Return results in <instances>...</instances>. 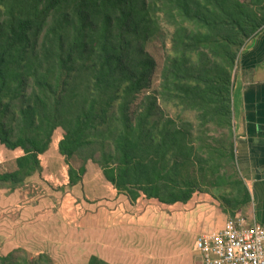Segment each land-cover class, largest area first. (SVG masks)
Listing matches in <instances>:
<instances>
[{
  "label": "trees",
  "instance_id": "1",
  "mask_svg": "<svg viewBox=\"0 0 264 264\" xmlns=\"http://www.w3.org/2000/svg\"><path fill=\"white\" fill-rule=\"evenodd\" d=\"M160 16L173 28L171 47L159 90L133 115L154 71L145 45L159 37ZM263 28L264 0H0V145L22 151L0 184L14 189L41 177L39 157L60 129L69 192L83 196L92 163L131 203L187 205L221 190L214 199L233 217L250 195L235 167L232 72ZM160 101L193 112L198 131L188 121L154 119ZM206 127L226 131L228 143L221 133L207 144ZM16 253L25 254L17 249L0 264H55Z\"/></svg>",
  "mask_w": 264,
  "mask_h": 264
},
{
  "label": "crops",
  "instance_id": "2",
  "mask_svg": "<svg viewBox=\"0 0 264 264\" xmlns=\"http://www.w3.org/2000/svg\"><path fill=\"white\" fill-rule=\"evenodd\" d=\"M231 108L235 167L250 195V203L237 213L264 225V28L239 51ZM221 133L228 143L226 131L217 135ZM39 160L42 167L41 156ZM97 169L86 165L83 196L75 193L78 197L67 190L63 174H45L47 192L34 214L23 191L18 213L6 210L12 222L0 218L2 253L22 249L31 258L45 254L55 264H88L91 257L105 264H203L194 250L196 237L222 229L230 218L213 192L197 195L187 205L168 207L141 198L131 203ZM3 200L8 198L1 196Z\"/></svg>",
  "mask_w": 264,
  "mask_h": 264
},
{
  "label": "rangeland",
  "instance_id": "3",
  "mask_svg": "<svg viewBox=\"0 0 264 264\" xmlns=\"http://www.w3.org/2000/svg\"><path fill=\"white\" fill-rule=\"evenodd\" d=\"M160 18H161L160 19L161 32L159 34V37L150 39L145 45L146 53L148 55H150L152 57V59L154 60V64H155L154 71L152 74V78L149 81L146 88L140 94H138L136 100L131 105L130 109H131V112L133 115L138 113V105L140 102H142L145 99V97H148L150 94L155 93L156 91L159 90V85H160V81H161L160 80L161 70L164 67L165 58L169 54V50L171 47L170 40H171V34L173 32V28L167 22H165V20H163L161 16H160ZM158 104L160 107L161 114H158L156 117H154V119H156L158 116H165V117H168V118H171V119L177 121L178 123H182V121H188L191 123L192 127H194V129L198 131L199 124H197V122L195 120V114L194 113H192V112L183 113L181 111V109L174 107L173 104H166L163 101H160ZM231 112H232V108H231ZM211 128L212 127H206V129H211ZM63 134H64V132L62 130H60V129L57 130L53 135V141H52L53 143L51 144L50 149L47 151L46 154L41 156V162L43 164L41 177H37L34 175L32 177L33 179L26 180L23 185H20L18 188L15 187L14 189H12V187H10L8 185H1L0 184V197L4 196V197L8 198V200H3V204L0 202V209L4 210V211L0 212V218L2 220L8 219L10 223L12 222V220H13L12 217L9 216V218H7V216H5L6 210H8V208H9L11 211H15L16 213H18L17 212V210H18L17 202H19L18 197L23 198V196H19V195H21V193L23 191L24 192L22 194L23 195L25 194L27 196V201L30 202L31 204H33L32 207H30V208H33L32 214H34V212H36V210L41 205L40 197L45 192H47V190L44 187V183H43V177L45 174H48L51 172L58 177H61L62 174L68 175V166L65 164L64 160L62 159V157L58 154V152L56 150L58 142L62 139ZM193 134L196 135L195 132ZM207 137H208L207 144H210V143L215 142L214 139L218 138V135L214 129L213 130L211 129V130H209ZM226 144H227V142H226ZM226 144H225V146H226ZM21 155L22 154H20L17 151H9L6 148H4L2 145H0V175L4 174V173L13 172L16 169L15 161ZM74 161L75 162H73V163L80 164L79 160H74ZM93 167H97V166L93 164ZM98 171H100V169H97V172ZM103 181L105 182L104 179H103ZM61 188H64V185L62 187H59V188L57 187L55 189L49 188V190L53 189L54 191H56V190H59ZM28 190H30V191H28ZM31 190H33L34 192L33 191L31 192ZM211 191L213 192V195H215V197H218V198L224 194V192L221 190H209L210 195L212 194ZM50 192L53 193L51 190H50ZM75 193H78V191H74V195L76 197H78L77 194H75ZM27 213H28V209L26 211H24V214H22V216H26ZM15 250H17V249L12 248V249H10V251L8 250L7 252H5L3 254L2 251L3 252L6 251L5 245L3 244L2 246H0V257L6 256L10 252L15 251ZM20 250H22V249H20ZM23 252L25 254L16 253L15 256L16 257L17 256L18 257L26 256L29 258V255L25 251H23ZM34 258H36V257H34Z\"/></svg>",
  "mask_w": 264,
  "mask_h": 264
},
{
  "label": "built area",
  "instance_id": "4",
  "mask_svg": "<svg viewBox=\"0 0 264 264\" xmlns=\"http://www.w3.org/2000/svg\"><path fill=\"white\" fill-rule=\"evenodd\" d=\"M194 250L203 264H264V225L235 213L222 229L198 235Z\"/></svg>",
  "mask_w": 264,
  "mask_h": 264
}]
</instances>
